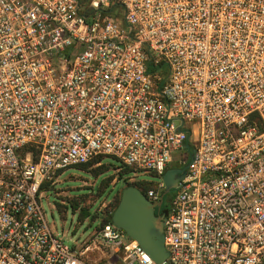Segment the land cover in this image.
<instances>
[{
    "label": "built area",
    "instance_id": "built-area-1",
    "mask_svg": "<svg viewBox=\"0 0 264 264\" xmlns=\"http://www.w3.org/2000/svg\"><path fill=\"white\" fill-rule=\"evenodd\" d=\"M98 156L155 176L123 183L154 206L188 165L167 264H264V0H0V264H99L42 207ZM96 240L155 264L110 222Z\"/></svg>",
    "mask_w": 264,
    "mask_h": 264
},
{
    "label": "rangeland",
    "instance_id": "rangeland-1",
    "mask_svg": "<svg viewBox=\"0 0 264 264\" xmlns=\"http://www.w3.org/2000/svg\"><path fill=\"white\" fill-rule=\"evenodd\" d=\"M190 151L182 150L179 155L188 156ZM97 158L96 164L71 168L57 175L45 188L42 207L48 224L63 236L66 243L81 251L88 246L85 256L89 260L99 264H122L121 254H113L104 248L96 240V234L119 201L124 182L132 178L155 183L157 178L137 171L125 174L126 167L117 159ZM175 193L176 190L166 194L164 203L170 201ZM57 204L61 205L59 210L56 209Z\"/></svg>",
    "mask_w": 264,
    "mask_h": 264
},
{
    "label": "water",
    "instance_id": "water-1",
    "mask_svg": "<svg viewBox=\"0 0 264 264\" xmlns=\"http://www.w3.org/2000/svg\"><path fill=\"white\" fill-rule=\"evenodd\" d=\"M183 149L189 150L185 144ZM194 154L190 156V162ZM187 166L170 168L163 175L165 190L161 201L154 206L135 186L123 185L119 202L110 223L135 240L155 264H167L168 252L164 246V196L176 189L185 177Z\"/></svg>",
    "mask_w": 264,
    "mask_h": 264
},
{
    "label": "trees",
    "instance_id": "trees-1",
    "mask_svg": "<svg viewBox=\"0 0 264 264\" xmlns=\"http://www.w3.org/2000/svg\"><path fill=\"white\" fill-rule=\"evenodd\" d=\"M155 68H157V67H152V68H150V69H151V70H154ZM98 157H100V156H98ZM96 158H97V157H96ZM98 159H99V158H97V159H93L91 162H89V163H87V164H92V165H93V164H96V163H98ZM85 166H86V164L83 165V166H78V168H84ZM124 167H125V166H124ZM131 171H132V170H131L130 168L126 167V169L124 170V173L127 174V173H129V172H131ZM49 183H50V182H49ZM49 183L44 184L43 189L47 188V186L49 185ZM118 202H119V201H118ZM118 202H117V204H118ZM117 204L115 205V207L113 208V210H112L111 213L109 214V217L103 221L102 226L105 225L106 223L110 222L111 215H112V213L114 212V210H115ZM59 208H61V205L57 204V205H56V209L59 210ZM163 218H164V216H163Z\"/></svg>",
    "mask_w": 264,
    "mask_h": 264
},
{
    "label": "flooded vegetation",
    "instance_id": "flooded-vegetation-1",
    "mask_svg": "<svg viewBox=\"0 0 264 264\" xmlns=\"http://www.w3.org/2000/svg\"><path fill=\"white\" fill-rule=\"evenodd\" d=\"M173 191L175 192V189L174 190H172L171 192L173 193ZM167 205V203H163V210L165 209L164 207Z\"/></svg>",
    "mask_w": 264,
    "mask_h": 264
}]
</instances>
